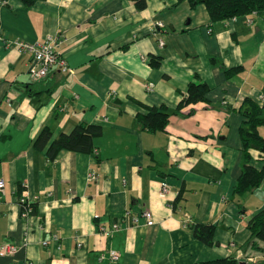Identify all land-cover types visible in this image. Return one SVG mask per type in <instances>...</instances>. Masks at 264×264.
I'll return each instance as SVG.
<instances>
[{
  "label": "crops",
  "instance_id": "0c3cea01",
  "mask_svg": "<svg viewBox=\"0 0 264 264\" xmlns=\"http://www.w3.org/2000/svg\"><path fill=\"white\" fill-rule=\"evenodd\" d=\"M144 1L138 8L137 0H37L24 8L0 0L3 38L32 43L59 34L57 51L69 66L34 81L31 56L0 40V245H17L0 254V264H202L221 257L264 264V242L251 239L247 226L264 208V178L252 192L233 193L243 162L239 107L246 97L264 102V18L211 21L203 4ZM195 76L209 86L208 102L170 114L163 131L138 124L144 105L174 110ZM80 123L102 129L93 152L62 149L49 159L33 147L45 125L55 139ZM259 130L264 136V126ZM256 155L251 164L260 170L264 158ZM23 188L34 208L28 219L20 216ZM127 209H149L154 223L123 224L110 236L100 231ZM205 223L214 225L212 245L193 234Z\"/></svg>",
  "mask_w": 264,
  "mask_h": 264
},
{
  "label": "trees",
  "instance_id": "16d2710c",
  "mask_svg": "<svg viewBox=\"0 0 264 264\" xmlns=\"http://www.w3.org/2000/svg\"><path fill=\"white\" fill-rule=\"evenodd\" d=\"M24 8L31 7L37 0H20ZM182 1V0H177ZM192 7L203 4L211 21H221L233 16H241L252 12L264 18V0H187ZM138 8L145 7L144 0H137ZM160 60L151 57L150 64L158 66ZM234 68L227 69L231 74ZM209 86L195 76V80L188 82L184 91H180L181 99L174 110L161 104L159 106H146L145 111L136 115L138 124L144 129L155 132L163 131L168 123L170 114H180L181 109L189 104L208 102L207 94ZM239 112L242 121L239 126L243 162L241 172L234 184L233 193L243 195L256 189L264 178V166L258 170L252 164L253 153L256 152L258 159L264 158V136L259 128L264 126V102H258L251 98L243 99ZM101 127L94 124H78L69 133H60L55 139H51L49 125H45L34 138L33 147L45 150L49 159H53L57 153L66 149L75 152H93V138L101 134ZM46 148V149H45ZM247 226L251 231V239L264 242V208L257 211L248 219ZM194 236L206 245H212L214 225L212 223L197 224L193 227ZM202 264H240L233 257H221L208 260Z\"/></svg>",
  "mask_w": 264,
  "mask_h": 264
},
{
  "label": "built area",
  "instance_id": "2783aa9c",
  "mask_svg": "<svg viewBox=\"0 0 264 264\" xmlns=\"http://www.w3.org/2000/svg\"><path fill=\"white\" fill-rule=\"evenodd\" d=\"M255 13V12H252ZM237 16L231 17L235 19ZM246 22H251L250 19H246ZM158 26H162L163 24L159 22ZM63 37H60L59 34H53L45 37L41 41L36 42H24L21 40H9L7 38H3L0 34V40L4 46L8 48H14L20 53H28L31 56L30 64L28 67V74L30 78L34 81L42 80L46 78L52 71H68L69 66L65 58L60 55L57 51L58 46L63 41ZM162 43V42H161ZM144 60V58L142 57ZM150 86H147V89H150ZM4 187V181L0 178V190ZM168 191V187L165 183H162L160 188V196L163 197L166 195ZM18 203L20 205V216L24 219H28L33 212V203L30 200L27 191L23 188L19 197ZM187 219L190 217L187 215ZM120 222H113L110 225V228H106L104 226H100V231L106 235L110 236L114 231H117L123 224H136L140 220H143L146 225H152L154 223L152 213L149 209H144L140 214H132L130 210H125ZM24 234L26 235L27 232L25 231ZM52 240L57 241L58 235L52 234ZM43 244H47V240L42 242ZM23 245H27V238H24L22 241ZM17 250V245L13 243H5L0 245V254L1 255H11ZM118 252L110 251L109 258L111 260H116L118 258ZM102 259V256L99 257ZM28 264H33L31 261H28Z\"/></svg>",
  "mask_w": 264,
  "mask_h": 264
}]
</instances>
